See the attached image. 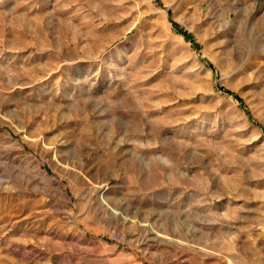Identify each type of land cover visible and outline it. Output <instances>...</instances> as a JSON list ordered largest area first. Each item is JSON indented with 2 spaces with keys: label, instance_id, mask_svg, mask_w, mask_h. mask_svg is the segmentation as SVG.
Here are the masks:
<instances>
[{
  "label": "rangeland",
  "instance_id": "obj_1",
  "mask_svg": "<svg viewBox=\"0 0 264 264\" xmlns=\"http://www.w3.org/2000/svg\"><path fill=\"white\" fill-rule=\"evenodd\" d=\"M0 264H264V0H0Z\"/></svg>",
  "mask_w": 264,
  "mask_h": 264
},
{
  "label": "bare ground",
  "instance_id": "obj_2",
  "mask_svg": "<svg viewBox=\"0 0 264 264\" xmlns=\"http://www.w3.org/2000/svg\"><path fill=\"white\" fill-rule=\"evenodd\" d=\"M127 11V10H126ZM139 21V20H138ZM132 27V26H131Z\"/></svg>",
  "mask_w": 264,
  "mask_h": 264
}]
</instances>
